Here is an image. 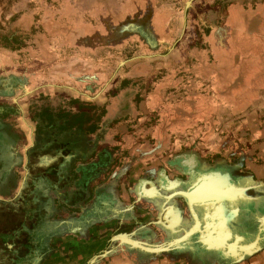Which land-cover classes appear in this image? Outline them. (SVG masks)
Masks as SVG:
<instances>
[{
    "label": "rangeland",
    "instance_id": "rangeland-1",
    "mask_svg": "<svg viewBox=\"0 0 264 264\" xmlns=\"http://www.w3.org/2000/svg\"><path fill=\"white\" fill-rule=\"evenodd\" d=\"M71 100L100 116L94 143L116 154L108 173L140 174L122 193L132 194L144 171L172 174L169 165L185 158L203 174L193 186L220 175L247 189L216 203L240 216L237 225L247 222V238L234 230L224 241L237 247L231 257L223 243L202 248L194 233L158 253L135 248L148 255L140 264L166 253L192 264H264V0H0V104L14 138L22 128L33 135L23 104L47 108L57 125L63 111L78 110ZM181 208L188 223L178 236L191 227ZM177 235L134 242L166 248Z\"/></svg>",
    "mask_w": 264,
    "mask_h": 264
},
{
    "label": "crops",
    "instance_id": "crops-1",
    "mask_svg": "<svg viewBox=\"0 0 264 264\" xmlns=\"http://www.w3.org/2000/svg\"><path fill=\"white\" fill-rule=\"evenodd\" d=\"M37 106L35 101L22 105V117L30 119L34 131L27 138L22 128L20 140L11 133L8 105L0 104V264H63L69 259L72 261L64 264H140L148 255L116 238L148 242L176 237L188 223L182 204L190 219L188 231L196 227L191 235H201L202 248L206 244L211 248L216 246L203 239L219 237L223 240L225 256L229 257V247L236 245H226V237L235 230V235L247 238L244 232L247 222L244 220L243 226L237 225L240 218L237 213L235 219L230 218L229 210L220 209L217 202L193 204L190 211L180 195L189 193L202 181L210 185H200L188 197L198 198L203 191L218 194L219 190L211 186L212 183L243 193L246 188H231L220 181V175L200 180L193 186L192 177L196 174V178L203 177V174L192 169V158H185L181 167L178 163L173 167L169 165L174 170L172 174L164 169L144 171L146 178L138 181L132 188L133 193H122L126 188L131 189L130 182L140 174L125 176L117 169L108 173L116 154L111 156L110 152L98 150L104 145L101 139L98 144L94 143L99 130L89 123L81 131L69 125L66 118L58 119L62 123L56 125L51 113L45 115L49 110ZM30 110H34L31 115ZM18 143H22V150L18 151ZM243 193L235 197H242ZM133 196V203L125 204V199ZM161 209L160 216L154 218ZM186 239L188 237L181 242ZM240 249L243 251L242 247ZM168 254L152 261L148 259V263L194 262L189 256H185L187 260L184 256L175 260ZM62 256L67 260L63 261ZM197 260L200 261L195 264L202 263L201 258Z\"/></svg>",
    "mask_w": 264,
    "mask_h": 264
},
{
    "label": "bare ground",
    "instance_id": "bare-ground-1",
    "mask_svg": "<svg viewBox=\"0 0 264 264\" xmlns=\"http://www.w3.org/2000/svg\"><path fill=\"white\" fill-rule=\"evenodd\" d=\"M200 185V184H199ZM199 185H197L195 188L197 189L199 187ZM207 185H210V183H207V182H204V184L202 186L206 187ZM211 186H215V188L217 190H219V193L216 194V195H212V194H208L207 191H203L201 194L202 196H198V198H195V199H191L190 197H188V194L190 193H187L186 194V197H188L190 199V205H193V203H198L197 201L198 200H208V199H215V200H218V201H223L229 197H232V196H236V195H240L241 193H243V191H232V190H227V189H222L217 183H212ZM194 188V190H195ZM196 192V191H195ZM228 196V197H227ZM218 201H215V202H218ZM214 202V203H215ZM209 204V203H207ZM262 221H264V218L262 219ZM194 231H192L193 233ZM122 237V236H120ZM120 237H117L116 239H120L121 242H125L127 244H130L133 248H136V247H146V251H149V252H153V253H158V252H161V251H164V250H167L169 249L170 247L176 245L178 242L176 243H171L169 244L166 248L165 247H148V246H144V245H141V244H138V243H131L130 240L128 241V238L127 237H123L124 239H121ZM189 237V235H187L185 238ZM184 238V239H185ZM182 239V240H184ZM181 240V241H182ZM179 241V242H181ZM203 241L205 243H214L216 244L215 242L217 241V243H221L223 240L222 238H217L215 240L213 239H203Z\"/></svg>",
    "mask_w": 264,
    "mask_h": 264
},
{
    "label": "trees",
    "instance_id": "trees-1",
    "mask_svg": "<svg viewBox=\"0 0 264 264\" xmlns=\"http://www.w3.org/2000/svg\"><path fill=\"white\" fill-rule=\"evenodd\" d=\"M71 104L73 106H75V104L78 106V110L72 114H70V112L68 111V115L65 116V112H62V116L63 118H66L68 121V124H73V127H76L78 129H80L81 131L85 130V125H88L89 123H91L90 126H94V128L96 127V123L97 120L99 119L100 116H90L89 114L84 113V111H81V106L83 105V103L81 104V102L76 101V100H71ZM208 245V244H207ZM210 245V244H209ZM213 246V245H211Z\"/></svg>",
    "mask_w": 264,
    "mask_h": 264
},
{
    "label": "water",
    "instance_id": "water-1",
    "mask_svg": "<svg viewBox=\"0 0 264 264\" xmlns=\"http://www.w3.org/2000/svg\"><path fill=\"white\" fill-rule=\"evenodd\" d=\"M204 182L205 181H202V182H200V185H203L204 184ZM199 185V186H200ZM196 189V188H195ZM192 191H194V187L189 191L190 193L192 192ZM186 194H187V192L186 193H180V195L181 196H183L184 198H185V200H186V202H187V204H188V206H189V210L191 211V205H190V199L188 198V197H186ZM228 197V196H227ZM215 201H218V200H215V199H208V200H205V199H203V200H198L197 202H198V204H201V203H211V202H215ZM193 204H197L196 202L195 203H193ZM196 222V221H195ZM196 229V227L194 226V227H192L186 234H184L181 238H179V239H176V240H174L173 242L174 243H176V242H179V241H181L182 239H184L187 235H191L192 234V231H194ZM213 240H215V239H213ZM131 243H136V242H134V241H130ZM215 243H217V241L215 242ZM136 248H138V249H140V250H142V251H145V252H149V251H146V247L144 248H142L141 246L140 247H136Z\"/></svg>",
    "mask_w": 264,
    "mask_h": 264
}]
</instances>
